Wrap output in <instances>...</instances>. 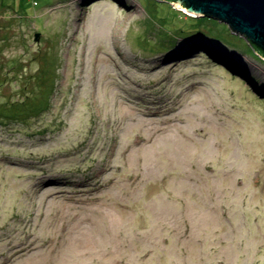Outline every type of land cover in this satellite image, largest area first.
Segmentation results:
<instances>
[{
	"label": "rangeland",
	"instance_id": "obj_1",
	"mask_svg": "<svg viewBox=\"0 0 264 264\" xmlns=\"http://www.w3.org/2000/svg\"><path fill=\"white\" fill-rule=\"evenodd\" d=\"M184 13L0 0V264H264V58Z\"/></svg>",
	"mask_w": 264,
	"mask_h": 264
},
{
	"label": "water",
	"instance_id": "obj_2",
	"mask_svg": "<svg viewBox=\"0 0 264 264\" xmlns=\"http://www.w3.org/2000/svg\"><path fill=\"white\" fill-rule=\"evenodd\" d=\"M171 4L195 16L226 23L232 32L249 40L264 58V0H174ZM39 36L37 33L36 40Z\"/></svg>",
	"mask_w": 264,
	"mask_h": 264
},
{
	"label": "trees",
	"instance_id": "obj_3",
	"mask_svg": "<svg viewBox=\"0 0 264 264\" xmlns=\"http://www.w3.org/2000/svg\"><path fill=\"white\" fill-rule=\"evenodd\" d=\"M159 1H164V2H169V3H171V2H173L174 0H159ZM183 12V11H182ZM184 13V12H183ZM185 14V13H184ZM202 17H204V16H202ZM243 39H245L244 41L246 42V44H247V46L249 47V49H250V51H248L247 53H250V54H252V55H255V56H263L262 55V53L259 51V50H257L256 48H255V46L254 45H251V43L249 42V40H247L245 37H243ZM47 101L46 102H48V104H47V106H49V104L51 103L48 99H46ZM34 104H33V106H32V109H31V113L32 114H39L40 112H42V111H44L45 110V107H43L41 104H39V105H37L35 102H33ZM21 115H25V114H21ZM27 115V114H26Z\"/></svg>",
	"mask_w": 264,
	"mask_h": 264
},
{
	"label": "bare ground",
	"instance_id": "obj_4",
	"mask_svg": "<svg viewBox=\"0 0 264 264\" xmlns=\"http://www.w3.org/2000/svg\"><path fill=\"white\" fill-rule=\"evenodd\" d=\"M184 10V9H183ZM182 10V11H183ZM183 12H185L186 14H188V15H191L192 17L194 16L195 17V15L192 13V12H189V11H187V10H184Z\"/></svg>",
	"mask_w": 264,
	"mask_h": 264
}]
</instances>
